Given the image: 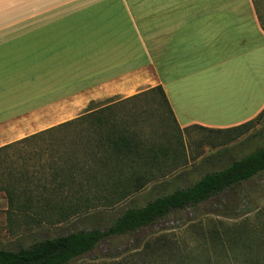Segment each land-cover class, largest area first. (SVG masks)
Wrapping results in <instances>:
<instances>
[{
	"label": "crops",
	"instance_id": "1",
	"mask_svg": "<svg viewBox=\"0 0 264 264\" xmlns=\"http://www.w3.org/2000/svg\"><path fill=\"white\" fill-rule=\"evenodd\" d=\"M159 84L181 129L255 118L264 28L253 0H0V147Z\"/></svg>",
	"mask_w": 264,
	"mask_h": 264
},
{
	"label": "rangeland",
	"instance_id": "2",
	"mask_svg": "<svg viewBox=\"0 0 264 264\" xmlns=\"http://www.w3.org/2000/svg\"><path fill=\"white\" fill-rule=\"evenodd\" d=\"M261 3L264 7V0ZM83 113L87 122L97 115H109L115 122L130 125L137 136L147 139L143 141L153 149L151 155L162 156L161 145L170 146L169 155L137 165L138 173L151 180L122 200L78 172L77 179L69 182L84 186L80 188L83 195H68L67 203L82 206L79 213L63 219L38 217L34 212L30 214L36 219H30L13 212L6 192L0 190V249L16 250L48 237L109 225L127 207L144 205L155 196L187 186L264 145V114L238 134L180 129L156 88L129 99L120 95L93 99ZM4 154L0 156V184L11 168H30L36 161L28 158V152L8 150ZM62 182L67 185L68 181ZM237 232L239 237H233ZM68 264H264V171L225 195L174 209L155 223L110 236Z\"/></svg>",
	"mask_w": 264,
	"mask_h": 264
},
{
	"label": "trees",
	"instance_id": "3",
	"mask_svg": "<svg viewBox=\"0 0 264 264\" xmlns=\"http://www.w3.org/2000/svg\"><path fill=\"white\" fill-rule=\"evenodd\" d=\"M261 2L253 0L264 28ZM154 88L161 93L173 123L180 128L162 86L159 84ZM263 114L264 109L255 118L229 128L190 127L238 134ZM83 116L84 113L0 147V150L28 152V158L36 160L28 165L30 168H11L3 179L5 183L0 184V190L7 194L11 211L22 212L30 219H36V216L63 219L79 213L81 204L67 203L68 195L84 192L80 190L84 186L78 188L69 182L77 179L78 172L110 189L105 190L118 196L119 200L125 199L151 180L150 176L139 174L136 166L140 163L146 165L150 160L161 161L169 155V145L159 146L162 156L156 152L151 155L153 149L143 141L147 140L144 136H137V131L130 125L115 122L109 115H97L89 122L84 121ZM263 171L264 145L221 169L206 172L187 186L155 196L144 205L127 207L109 225L48 237L16 250L0 249V264H68L110 236L126 234L155 223L174 209L195 206L214 196L225 195L231 188ZM60 177L62 180L57 182ZM63 180L68 181L67 185ZM233 237L238 238V232Z\"/></svg>",
	"mask_w": 264,
	"mask_h": 264
}]
</instances>
